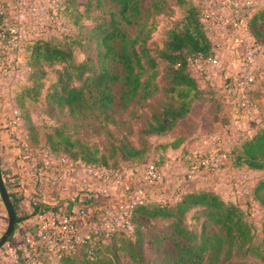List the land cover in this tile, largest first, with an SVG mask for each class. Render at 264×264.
Here are the masks:
<instances>
[{
    "label": "trees",
    "instance_id": "16d2710c",
    "mask_svg": "<svg viewBox=\"0 0 264 264\" xmlns=\"http://www.w3.org/2000/svg\"><path fill=\"white\" fill-rule=\"evenodd\" d=\"M113 1L118 7L109 19L97 26L100 63L91 59L77 61L70 41L66 38L38 40L32 33L28 34L25 40V64L26 81L30 84L24 90L31 92L42 86V83L36 82L35 71L38 68L58 65L57 78L52 83L47 98L56 106L69 109L75 116L93 115L105 129L109 124L117 122L113 115L115 97L112 85L115 82L122 80L123 83L119 103L123 107L134 100H145L162 91L165 102L138 129L137 142L123 133L109 140L106 147L101 149L80 138H74L65 127L60 126L48 135L49 144L43 145L46 156L63 157L71 162L81 160L88 165H104L111 171H118L125 161L134 162L138 159L145 162L148 157L143 156L151 148V137L162 136L171 127L189 119L197 105L201 108L200 114L203 113L202 105L207 104L208 107L211 104V107L216 105L219 108L224 95L221 86L214 88L207 82L205 85L197 73L205 75L210 60L218 52L208 32V24L203 19L206 0L201 5L193 0H177L180 5L185 6L183 22L168 29L163 47L156 51L149 45L156 25L155 15L163 13L168 8L169 1ZM260 21H264V8L248 18L249 31L256 37L261 33L258 30ZM133 25L134 29L131 30ZM113 62L122 67V75L108 66V63ZM211 107L208 112L214 114L216 108ZM203 117L205 119V115ZM183 138L181 136L168 145L172 149L179 148ZM240 145L236 156L238 163L250 170H264V126L251 136H246ZM185 151L190 155L192 149L188 147ZM110 158L115 161H109ZM166 160L167 158L155 164L161 167ZM252 189L253 199L264 207V177L253 183ZM101 198L89 191L84 196H77L72 203H95ZM11 201L16 212V227L20 217L17 216L15 202ZM60 204H38L34 212L57 208ZM193 209L201 210L204 217L200 240L185 222L186 214ZM139 211H143L148 217L173 219V234L159 240L162 264H264V259L258 262L248 258L256 250L255 227L248 211L237 202L225 199L212 184L184 190L174 202H151L137 208L136 214ZM262 230L264 232V221ZM127 232L101 235L95 244H79L75 253L59 261L82 264H145L140 237L137 235L134 241L124 238ZM12 236L13 233L7 241ZM118 241L123 243L119 248L127 250L128 259L121 261L119 256H115V259L105 260L102 257L104 250L117 249ZM261 256L264 258L263 254ZM49 259L51 258H45L43 264Z\"/></svg>",
    "mask_w": 264,
    "mask_h": 264
},
{
    "label": "rangeland",
    "instance_id": "374dc122",
    "mask_svg": "<svg viewBox=\"0 0 264 264\" xmlns=\"http://www.w3.org/2000/svg\"><path fill=\"white\" fill-rule=\"evenodd\" d=\"M168 8L163 13L155 15V27L149 45L153 51L161 49L166 40V32L176 24H181L185 15V6L180 5L177 0H168ZM203 0H193L197 5H201ZM216 3L224 0H213ZM244 8L248 16L251 17L257 10L264 8V0H243ZM42 9V24L34 25V32L31 34L38 37V40H47L55 38H66L69 40L74 56L77 61L91 59L100 63L98 55L100 46L97 40V27L105 19H109L111 13L118 7L113 0H48ZM221 6L225 7L224 4ZM220 14V13H219ZM209 24L210 30H214V25L208 10L203 15ZM219 17H224L220 15ZM248 17V18H249ZM216 24V22H215ZM134 29V25L131 30ZM260 36L256 37L251 32L245 35L244 41L251 45L255 51L254 63L256 67L257 81L253 91V105L247 112L237 110L230 105V116L217 114L205 124L210 126L204 138L211 135H220L221 147L217 151L220 158L222 157L217 170L204 169L196 167L193 164V154L195 152H208L210 148L194 146L190 155L182 160H178L179 154L172 149L169 143L183 136L192 134L190 125L198 120L201 108L197 105L194 114L189 119L184 120L162 136L151 137V148L143 156L148 157L145 162L136 159L134 162H123V166L116 177H92L90 186H86L95 194L99 193L103 199L106 197L114 198L125 192L126 186L143 187L147 190V204L151 202H174L181 192L187 189H195L204 185L215 186L222 196L227 200H232L240 204L248 211L252 222L254 223V245L256 250L248 257L253 261H262L264 258V232L262 225L264 221V207L253 199V183L264 177V170H250L244 164H239L236 160L237 151L244 139L251 136L258 128L264 126V21L258 22ZM226 28V33H227ZM37 41V40H36ZM233 45V44H232ZM227 53L234 57L237 67L239 66L240 56L244 55V48H238ZM231 63H229L230 66ZM233 64H231L232 66ZM108 66L119 75L123 74L122 67L117 63H108ZM58 65L42 66L35 71L37 83L42 86L31 92L24 90L29 81H26V69L17 71L11 76L0 75V108L9 113L6 121V130L11 138L17 143L19 152L27 159H34L38 168L42 167L43 159L46 156V149L43 145L47 142V137L56 127L63 126L66 131L74 138H80L92 146L103 149L109 143V140L126 134L133 142H137V131L145 125L154 111H157L165 102L162 91H158L148 99L134 100L128 106H121V91L123 89L122 80L112 85V92L115 97V111L113 112L116 119L115 124H109L107 128L99 125L100 120L93 115L80 117L73 115L69 109L58 107L48 98L47 93L52 83L57 78ZM229 69V68H228ZM18 70V69H17ZM202 82L206 85L208 82V72L203 75L197 72ZM213 74L217 77V70ZM211 74V78L213 76ZM14 80V81H13ZM30 84V83H29ZM230 95V94H228ZM17 114L21 118L22 128L27 134L28 146L22 145L21 140H17L11 133V125L8 117ZM230 117V118H229ZM228 119H232L229 121ZM234 119V120H233ZM228 121V122H227ZM191 133V134H190ZM57 143V142H56ZM57 146V144H51ZM166 145V146H165ZM233 150V152H232ZM1 151V150H0ZM142 158V157H140ZM167 158L164 167L161 166L162 178L156 183H145L144 171L149 163H160ZM109 161H115L110 158ZM38 173V172H37ZM78 174L81 171L74 172V177L80 178ZM72 175V176H73ZM79 186L83 185L78 182ZM264 195V191L262 192ZM1 197V196H0ZM4 204V203H3ZM145 206V205H144ZM133 230L126 233V237L132 241L140 237L144 254L145 264H162L161 254L159 251V240L173 234V219L171 217H148L139 211L134 218ZM204 217L201 210L193 209L186 214L185 222L190 229L197 233L198 239L202 236V226ZM134 232V233H133ZM133 233V234H132ZM26 234V233H25ZM25 234L20 240L12 241L10 238L0 248V253L4 251V264H23L24 247L26 246ZM119 237V236H118ZM13 252L6 250L11 246ZM123 243L117 242L116 248L102 253L105 260L119 256L121 261L127 258V250L121 249ZM114 247V245H111ZM9 256V257H8ZM14 257L16 261H12ZM46 264H82L78 262H64L55 258L46 261ZM116 264V263H113Z\"/></svg>",
    "mask_w": 264,
    "mask_h": 264
},
{
    "label": "built area",
    "instance_id": "2783aa9c",
    "mask_svg": "<svg viewBox=\"0 0 264 264\" xmlns=\"http://www.w3.org/2000/svg\"><path fill=\"white\" fill-rule=\"evenodd\" d=\"M47 2L48 0H0V75L11 76L19 66H25L22 60L26 57L25 40L28 34L34 32L36 23L42 24L43 17L40 16ZM244 3L246 2L243 0L222 2L228 14L220 19L225 22L228 30L225 35L228 36L224 40H214L218 52L210 63L220 66V55L226 54L230 49L232 52H238V48H244L238 68L222 80L221 87L235 109L247 112L253 105L252 95L257 75L255 51L243 38L250 33L249 16ZM204 13L205 10L203 15ZM210 17L212 18L211 15ZM214 20L217 22V19ZM8 120L12 135L21 140L22 145L28 146L21 118L15 114L9 116ZM220 147L221 142L217 141L208 152H195L192 156L193 164L196 167L217 170L222 159L217 153ZM42 171H50L53 174L81 171L90 178L99 175L105 178L120 177L119 171H111L104 165H88L81 160L71 162L63 157L52 156L44 157L42 167L35 165L34 172ZM161 178V168L155 163H149L144 171L145 183H156ZM89 191L87 188L85 194ZM77 196L62 202L57 208L34 212V224L25 234L23 264H43L47 257L60 260L75 253L79 244H95L101 235L130 231L133 228L136 209L147 203L146 188L138 186L127 185L121 195L109 199L104 197L95 203H72Z\"/></svg>",
    "mask_w": 264,
    "mask_h": 264
},
{
    "label": "crops",
    "instance_id": "0c3cea01",
    "mask_svg": "<svg viewBox=\"0 0 264 264\" xmlns=\"http://www.w3.org/2000/svg\"><path fill=\"white\" fill-rule=\"evenodd\" d=\"M222 2L216 3L213 0H206V8L210 15L212 16V23L214 25V30H210L209 24V34L213 40H224L228 35L226 34L225 22L220 19V15H227L228 11L225 7L221 6ZM220 13V14H219ZM217 19V22L214 20ZM216 22V24H215ZM27 52H25L26 55ZM222 58L221 65L215 66L211 63L208 65V75L207 80L214 88L221 86L222 80L227 78L231 73H233L238 67L236 62H234V57L228 53L220 55ZM26 57L22 60L26 63ZM224 64H223V63ZM229 63L233 64L229 66ZM25 66H19L17 73L19 74L21 70L26 69ZM229 68V69H228ZM214 70H217V77L213 74ZM211 74H213L211 78ZM14 81V80H13ZM224 95V93L222 92ZM232 105L227 96L224 95L222 99V104L219 108L216 105L211 107V104L207 107L202 105L203 113L199 114L198 120L190 125L192 134L187 136L185 133L183 135V141L179 148L175 149V152L179 154L178 160H182L187 155L185 151L188 147L190 149L196 148L194 146L210 148L217 141L221 142L220 135H211L208 139L203 137V134L207 132L210 126H206V122L212 117H216L217 114H223L225 116H230V106ZM216 108L215 113L208 112V109ZM9 115L6 110H1L0 108V150H1V165L3 180L7 187L8 193L11 200L15 202L17 216L20 220L14 229L13 240H20L21 236L25 234L34 224L33 214L35 206L38 204H56L62 203L69 199L74 198L77 195H84L87 189L86 186H90L92 178L86 173L82 172L80 178L74 177V173H63V174H53L50 171L34 172V167L36 165L35 160L27 159L22 156L19 152L17 143L11 138L8 131L6 130L7 116ZM205 115V119L203 117ZM230 118V117H229ZM231 121L230 119H228ZM234 120V119H233ZM228 122V121H227ZM164 167V165H162ZM73 175V176H72ZM78 182L83 185L79 186ZM214 188L220 192L215 186ZM190 190V189H189ZM8 225V214L0 197V237L5 232ZM10 241V240H9ZM8 241V243H9ZM11 246V245H10ZM6 250L8 253L13 252V247L11 246ZM4 251L2 249L0 253V264H4ZM9 257V256H8ZM12 261H16L14 257H10Z\"/></svg>",
    "mask_w": 264,
    "mask_h": 264
},
{
    "label": "water",
    "instance_id": "95a60500",
    "mask_svg": "<svg viewBox=\"0 0 264 264\" xmlns=\"http://www.w3.org/2000/svg\"><path fill=\"white\" fill-rule=\"evenodd\" d=\"M0 196L5 205L8 214V225L5 232L0 237V248L7 242V239L11 236L14 232L15 225H16V212L14 206L12 204L10 195L8 193L7 187L3 180L2 174V165H1V151H0Z\"/></svg>",
    "mask_w": 264,
    "mask_h": 264
}]
</instances>
